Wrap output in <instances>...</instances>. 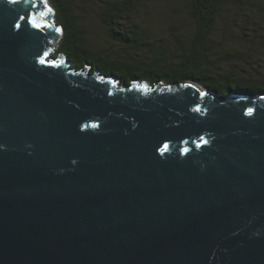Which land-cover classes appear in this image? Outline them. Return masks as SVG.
<instances>
[{
	"label": "water",
	"instance_id": "water-1",
	"mask_svg": "<svg viewBox=\"0 0 264 264\" xmlns=\"http://www.w3.org/2000/svg\"><path fill=\"white\" fill-rule=\"evenodd\" d=\"M52 15L0 0V264H264V93L118 86Z\"/></svg>",
	"mask_w": 264,
	"mask_h": 264
},
{
	"label": "trees",
	"instance_id": "trees-1",
	"mask_svg": "<svg viewBox=\"0 0 264 264\" xmlns=\"http://www.w3.org/2000/svg\"><path fill=\"white\" fill-rule=\"evenodd\" d=\"M48 1L55 11L54 23L63 29L58 48L63 58L77 68L89 69L102 76H114L118 86L132 82H148V86L164 82L174 88L183 82L193 81L216 91L218 96L233 92L264 93V59L252 61L244 55L241 57L235 45L225 47L213 39L209 42L214 21L225 5L237 9L227 13L232 12L234 16L238 10L248 11L252 14L249 17L251 21L263 30L264 3L258 0L255 10L245 0H187V12L196 25V31L187 38L177 35L173 45L162 37L145 41L141 34L146 29L143 28L145 22L141 26V22L135 20L137 11L142 9L136 0H77L82 4L81 11L84 5L92 7L97 4L98 9L94 11L100 29L123 52L115 57L107 54L105 49L91 45L90 34L77 21L72 0ZM245 26L246 22L242 26L244 36L249 31ZM156 40L159 42L154 44ZM257 66H263L258 76L249 72L250 68Z\"/></svg>",
	"mask_w": 264,
	"mask_h": 264
},
{
	"label": "rangeland",
	"instance_id": "rangeland-1",
	"mask_svg": "<svg viewBox=\"0 0 264 264\" xmlns=\"http://www.w3.org/2000/svg\"><path fill=\"white\" fill-rule=\"evenodd\" d=\"M136 1L138 3V7L140 6L142 9L140 11H137L135 20L140 21L141 26H143L145 22V26L143 28L146 29H143V31L141 32L142 37L145 39V41H151L153 39L162 37L166 39V43L173 45L175 43L177 35H181L182 37L187 38L195 33L196 25L188 15L187 0ZM245 1L255 10L257 0H255L254 2L251 0ZM258 1L264 3V0ZM72 2L73 9L75 11L74 13L78 18V23L86 28V30L90 34H88V39L90 40L91 45L93 47L97 46L98 49H105L107 51V54H110L112 57L122 54L123 52L120 51V49L118 48L119 46L114 44L113 42H110L103 34V31L98 25V16L94 11L98 9L97 4H93L92 7L84 5V8H82L83 11H81L82 4L77 0H72ZM97 3H99V1H97ZM48 5L51 7L49 1ZM232 9L236 8H233L231 6L227 7V5H225L222 12L217 15L212 27V34H210L209 36V38H211L209 39V42H213V39L214 41L221 43V45L225 47L235 45L237 47L236 52L241 55V57L244 55V57H249L251 58V60L253 59L252 61L259 58L263 60L264 48L262 46L264 41V26H262V30L259 28V24L253 23V21H251V19L249 18L252 17V14L248 11L238 10V12L235 13V16L232 12L227 14L229 10ZM52 10V20L54 22L55 11L54 9ZM233 18H235V20ZM245 22L247 25L245 27L247 28V30H249L248 35L246 36L242 35V26L245 24ZM250 23H253V25H250ZM251 39H254V41H252ZM60 42L61 41L57 42L54 48L51 50L50 55L53 56L54 54L53 57L61 54L60 51H58ZM158 42L159 41L157 40L153 41L154 44H157ZM249 43L251 45H248ZM210 56L211 55H209L208 59H210ZM262 68L263 66H257V68L253 67L249 69V72L258 76V72L262 71ZM150 86H154V84H151Z\"/></svg>",
	"mask_w": 264,
	"mask_h": 264
},
{
	"label": "clouds",
	"instance_id": "clouds-1",
	"mask_svg": "<svg viewBox=\"0 0 264 264\" xmlns=\"http://www.w3.org/2000/svg\"><path fill=\"white\" fill-rule=\"evenodd\" d=\"M87 70H89V69H87Z\"/></svg>",
	"mask_w": 264,
	"mask_h": 264
},
{
	"label": "snow or ice",
	"instance_id": "snow-or-ice-1",
	"mask_svg": "<svg viewBox=\"0 0 264 264\" xmlns=\"http://www.w3.org/2000/svg\"><path fill=\"white\" fill-rule=\"evenodd\" d=\"M251 111V110H250Z\"/></svg>",
	"mask_w": 264,
	"mask_h": 264
}]
</instances>
